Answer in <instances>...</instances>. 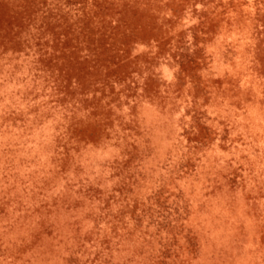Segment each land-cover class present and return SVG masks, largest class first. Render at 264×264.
Wrapping results in <instances>:
<instances>
[{
  "label": "rangeland",
  "instance_id": "374dc122",
  "mask_svg": "<svg viewBox=\"0 0 264 264\" xmlns=\"http://www.w3.org/2000/svg\"><path fill=\"white\" fill-rule=\"evenodd\" d=\"M0 264H264V0H0Z\"/></svg>",
  "mask_w": 264,
  "mask_h": 264
}]
</instances>
